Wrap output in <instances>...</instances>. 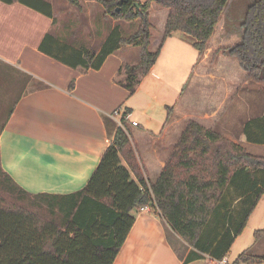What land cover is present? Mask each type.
Wrapping results in <instances>:
<instances>
[{
  "label": "crops",
  "instance_id": "crops-1",
  "mask_svg": "<svg viewBox=\"0 0 264 264\" xmlns=\"http://www.w3.org/2000/svg\"><path fill=\"white\" fill-rule=\"evenodd\" d=\"M44 1L52 7V18L20 3L0 1V84L5 86L6 104L11 105L0 130V168L20 188L32 195L82 190L121 126L126 108L130 112L125 128L148 187L161 175L190 121L246 151L252 146L256 154L248 153L264 157L260 155L264 144L247 143L242 134L247 121L264 115L263 98L258 96L259 87L264 88L250 82L248 73L228 54L242 37L226 48L227 34L218 32L231 0L201 56L192 39L181 32L162 42L169 11L151 3L148 49H159V56L131 96L115 78L122 65L139 63L138 47H121L99 70L81 73L42 54L39 46L49 34L72 48L97 54L114 28L125 38L136 32L138 21L111 19L98 0H79L81 9L64 0ZM185 45L191 49L188 61ZM244 251L264 255V236L238 247L233 257L229 251L227 264ZM189 252L157 210L139 211L112 264H205L208 259L185 262Z\"/></svg>",
  "mask_w": 264,
  "mask_h": 264
},
{
  "label": "trees",
  "instance_id": "trees-1",
  "mask_svg": "<svg viewBox=\"0 0 264 264\" xmlns=\"http://www.w3.org/2000/svg\"><path fill=\"white\" fill-rule=\"evenodd\" d=\"M0 1L20 3L52 18V7L44 0ZM64 1L81 9L79 0ZM118 1L97 2L113 20H137L134 34L124 38L114 28L97 54L62 44L48 34L39 51L85 73L99 70L121 47H138L139 63L122 65L115 78L129 96L135 93L159 56V49L156 52L148 49L151 3L169 11L162 42L181 32L192 39V47L201 56L229 2L128 0L119 6ZM240 27L241 42L231 47L228 54L248 73L250 82L264 88V0H255L247 6ZM166 110L169 118L171 108ZM129 112L126 108L121 115V126L98 166L87 185L76 193L32 195L0 168L1 192L17 202H29L33 208L0 197V264H112L143 206L157 210L190 247L185 262L203 256L214 260L227 256L264 195V157L252 155L218 132L190 121L161 175L148 187L125 128ZM242 134L247 143L264 144V115L247 121ZM263 236L264 230L253 233L256 241ZM240 263H264V255L244 251L233 262Z\"/></svg>",
  "mask_w": 264,
  "mask_h": 264
},
{
  "label": "rangeland",
  "instance_id": "rangeland-1",
  "mask_svg": "<svg viewBox=\"0 0 264 264\" xmlns=\"http://www.w3.org/2000/svg\"><path fill=\"white\" fill-rule=\"evenodd\" d=\"M254 1L255 0H231L230 7H229L227 13L222 17L221 22L218 26V32L221 35L227 34L228 46L226 48L232 46V44H233L232 40L237 39V41H239L240 37H242V31L243 30L240 27V22L244 16V13H245L247 6ZM62 44H64V43H62ZM226 48H224V49H226ZM190 50L191 49L188 45H185L183 48L184 56H185V59L187 61L190 60V58L188 59V57H189L188 52H190ZM193 52H194V49H193ZM192 58L193 57H191V59ZM188 71H190V68H188ZM186 75H189V74H186ZM0 86H1L0 87V127H1V125L5 119L6 113H7L5 109L7 107L10 108L9 106H11V105L8 103L6 104V96H4V93L6 92L4 90L5 86H2L1 84H0ZM259 90H262V91H260L261 93H259V95H258L259 99L261 98V100H262V98H263V102H264V89L259 87ZM255 98H256V96H254L253 100H255ZM247 149H248L247 151H249L250 153L256 154L254 147L248 146ZM260 153H262L260 155H264L263 151ZM0 197L5 198L8 202L12 201V202L17 203V204L19 203V205L21 204L23 207H27V208H30L31 210H33L32 206L29 202H25V203L17 202L14 197H10L7 194L2 193L1 189H0ZM253 227H255L254 230L264 229V196L258 202L256 210L252 214V216L249 218L248 223H247L244 231L242 232L241 236L237 239V241H235L232 248H230L231 257L236 255L238 247H240L241 245L248 244L252 241V238H253L252 233L254 231V230H252ZM245 240H247L248 243H246Z\"/></svg>",
  "mask_w": 264,
  "mask_h": 264
},
{
  "label": "built area",
  "instance_id": "built-area-1",
  "mask_svg": "<svg viewBox=\"0 0 264 264\" xmlns=\"http://www.w3.org/2000/svg\"><path fill=\"white\" fill-rule=\"evenodd\" d=\"M132 125L133 126H136L137 124L135 122H132ZM152 210L151 207L149 206H143L140 208L139 211H146V212H150ZM208 259L205 261V264H227V260H226V257L222 258L221 260H214V259H211L209 257H207Z\"/></svg>",
  "mask_w": 264,
  "mask_h": 264
},
{
  "label": "water",
  "instance_id": "water-1",
  "mask_svg": "<svg viewBox=\"0 0 264 264\" xmlns=\"http://www.w3.org/2000/svg\"><path fill=\"white\" fill-rule=\"evenodd\" d=\"M125 2H128V0H119V1H118V5L120 6V5H122L123 3H125ZM134 6H135L136 8H138L139 5H138L137 3H135ZM118 10H119V8H117V11H118Z\"/></svg>",
  "mask_w": 264,
  "mask_h": 264
}]
</instances>
